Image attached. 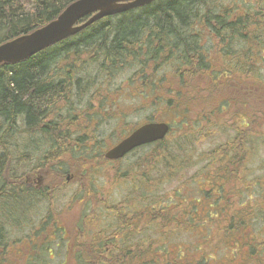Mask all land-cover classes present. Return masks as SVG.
I'll list each match as a JSON object with an SVG mask.
<instances>
[{"label": "trees", "instance_id": "1", "mask_svg": "<svg viewBox=\"0 0 264 264\" xmlns=\"http://www.w3.org/2000/svg\"><path fill=\"white\" fill-rule=\"evenodd\" d=\"M75 1L77 0H0V45L47 25ZM237 1L243 4L242 7L245 8L243 13H239L235 3L225 8L216 0H155L139 9L96 21L76 35L20 63L1 64V151L6 155V146L17 137L14 133L20 134L19 130H21L29 134L33 144H43L42 148L47 149L44 155L46 157L37 155L41 164L49 163L51 166H56L58 159L73 156V149L76 147L71 142L82 143V138L90 136V128L84 125L80 134L73 135L67 129L70 126L47 122L46 119L54 112V104L57 100H67L75 92L79 93L81 82L79 77L89 75L86 74V64L98 66L104 78L115 77L122 68L125 69L130 65L132 67L139 65L136 74L140 79L134 74L130 81L138 84L140 81H147L148 78L151 81V75L157 71L159 60L165 64L170 62L171 71L178 79L179 86L175 88L168 86L166 91L174 94L168 104H173L175 108L180 106L182 101H186L185 95L197 97L203 91L209 95L214 94L224 84L223 74L220 75L218 68L208 62L210 58L205 56V51L198 42L202 31H208L210 37L216 39L214 52L217 58L231 61L237 59L233 66L227 69L232 76L240 77L242 74L252 76L256 72L258 82L264 85V78L260 74L264 68L259 67L256 62L252 63L257 60L264 62V56L261 57L264 53V16L260 14L264 9V0H256L252 8L248 6L250 2ZM258 6L259 9L255 10ZM86 20L84 18L78 24ZM233 41L247 48L250 55L256 52L255 56L244 57L245 63H240L238 61L240 55L233 52L230 47ZM82 56H87L88 60L82 61ZM80 64L84 68L82 71ZM150 70L151 74L148 73ZM166 75L153 77L154 82L148 85L152 88L161 86L165 88L163 84ZM248 80L251 84L255 81L245 76L240 83L245 85ZM143 84L147 86L146 82ZM184 90H195V93H185ZM177 98L181 101H177ZM217 111L221 115L223 110L219 107ZM75 116L77 122H80L82 114ZM19 121L25 128L17 127ZM36 136H39V140L35 139ZM242 141L243 136L240 135L234 143L224 145L223 153H220V148L217 149L215 156L217 161L212 166L216 167L220 174L210 179V185L212 187L213 183H216L213 185L216 189L215 194L219 191L214 201L217 202L219 198V203H225L226 206L217 204L220 208H213L212 211V214L216 213V215L202 216L208 217L202 221L195 217L197 205L193 204L194 201H189V205L185 200L178 202V205L171 202L164 203L160 211L147 206L143 218L140 214L143 211H139L135 206L133 211L135 213L132 212L133 217L130 221L122 211H117L106 203L104 209L113 210L115 216L113 232L118 239L109 244L114 246L113 250L111 247L108 248V245L104 249L103 238L99 235V242L94 243L96 247L92 252L94 258L89 264H264V232L262 235V232H256L251 228L254 221L258 220L257 212L249 207V203L241 206V212H236L235 209L227 211L228 208L233 207V196H231L232 191L224 190L223 180L230 176V179L238 182L236 179L238 169L242 167V161L248 157ZM160 147L161 149H155L153 157L158 159L157 162L165 169L163 175H168L167 184L170 185L174 175L171 167L183 164L184 153L180 152L178 155L180 151L178 147H174L176 152L173 151V147L169 148L164 144ZM26 148L25 151L29 148L34 151L31 146ZM213 153L210 155L212 156ZM223 157L228 159V165H222ZM13 160L16 161L12 156L6 161L4 158L0 159V194L3 186H13V178H10L11 170L6 166L10 162L14 163ZM209 172L208 168L200 173L197 172L194 180L197 181L204 174L207 176ZM5 173L8 181L11 182L10 185L2 179ZM222 173L224 177H221ZM182 179L188 178L184 176ZM239 194L238 191L233 192L235 196ZM210 196L213 194L209 191L206 197ZM3 198L10 199L9 205H11L10 194ZM4 201L6 202V199ZM258 213L261 214L262 211L258 210ZM213 217L218 218L217 223L221 222L225 225L218 226L211 221ZM143 221L145 227L142 236H145L146 226L151 224L164 229H169L168 227L171 226V230L185 228L191 233L197 232L201 227L208 230L212 227L210 235L214 243L208 246L207 240L193 242L192 250L190 249L188 254L181 253L178 249L174 252L172 246H165V243L161 246L159 244L161 242L154 241L151 237L145 236V239H139ZM209 222L212 224L206 226ZM177 236V232L171 234L173 238ZM115 246H118L119 251L123 253L120 259ZM77 257L80 264H88L89 256L78 254Z\"/></svg>", "mask_w": 264, "mask_h": 264}, {"label": "rangeland", "instance_id": "2", "mask_svg": "<svg viewBox=\"0 0 264 264\" xmlns=\"http://www.w3.org/2000/svg\"><path fill=\"white\" fill-rule=\"evenodd\" d=\"M216 1L222 6H230L235 3L239 8V13L245 11V8L242 7L243 4L237 0ZM244 2H250L248 5L250 8L254 7L256 4V0H244ZM257 9H259V6L256 7L255 10ZM260 14L264 16V9ZM198 42L205 51V56L210 58L208 62L214 65L216 69L218 68L217 71L220 75L223 74L222 80L224 84L214 94L209 95L207 92L203 91L197 97L190 96L189 94L185 95L184 97H187L185 98L186 101H182L180 106L175 108L173 104H168L174 94H169L166 91L168 86H173L174 88L179 86L178 79L171 71L170 62L165 64V62L159 60L157 71L152 73L150 70L148 72L149 74L152 73V78H158L159 76L164 77V74H167L163 84L165 88L162 86L159 88H152L148 85L150 82H154L152 78L151 81L149 78L147 81L138 80L140 81L138 84L130 83L134 74L136 75L135 77L139 78L136 74L137 71H139L137 66H128L125 67V69L122 68L120 73L115 77L102 78L98 66L86 64V74L89 75L79 77L81 79L79 93L75 92L67 100H57L54 104V112L47 117L46 121L70 126L71 128L68 127L67 129L73 135L81 133L84 125H86L90 128L89 133L92 136L89 140L99 142V164L97 174L95 175V181L93 175V184L95 183L96 189L99 190L97 198L99 203L96 205L100 206L106 203L119 205V200L126 194H129L127 191L131 188L128 187L129 184H126L127 186L118 187L117 185L113 186V184L107 181V179L111 181L115 170L111 165L105 162L102 154L104 152L106 153L110 148L115 147L120 141L129 137L131 133L145 123L162 122L168 124L171 127V131L158 146L164 144L166 147H173V151H175L174 147H178V150L184 153L182 161L186 169L183 171V175L188 178L207 168H210L208 170L212 173L211 176L207 177V180L199 183V186H195L193 183L189 184L188 182L189 186L183 185L180 188L182 195V197H179L180 200L194 201L193 204L197 205V208L195 207V217L202 221L208 219V217L202 216L216 215V213L212 214L213 208L219 209L220 206H226L225 203H219V198L217 202L214 201L219 195V191H216L215 194L216 189H214V187L212 189L210 188V179L220 174L217 172V168L212 166V164L217 161L215 157L217 149L220 148V153H223L225 144L226 146L229 143L232 144L237 140L238 136H243L242 142L243 146L246 148V154L248 153V159L246 158L242 161V167L238 169V178L232 176L236 177L238 182H236L235 179H230V176H227V178L223 180L224 190L232 191L231 196H233V207L228 208L227 211L235 209L236 212H241V206L249 203V207L254 209L258 214V220L256 222L254 221L251 228L256 232H262L263 235L264 85H260L258 82V73L256 72L254 75L252 74V76L245 74H242L240 77L232 76L227 69L229 66H233L234 61H237V59L231 61L217 58L214 52L216 39H212L208 31H202L200 33ZM230 47L233 52L240 55L242 59L239 58L238 61L242 64L245 63L244 57L255 56L256 53H251V55L248 54L247 48H244L237 41H233ZM262 56H264V53L261 54V57ZM81 60L86 61L88 58L87 56H82ZM255 62L259 67L264 68V62H259L258 60L252 61L254 64ZM81 65L82 64H80V66ZM81 68V71L84 70L82 66ZM260 74L264 78V71ZM245 76L248 79L255 80L254 83L251 84L248 80L245 82L246 86L241 84L240 82ZM145 82L147 84L146 87L143 84ZM184 92L195 93V90H184ZM177 101H181V99L177 98ZM219 107L223 110L221 115L218 113L219 111H217ZM75 114H82V116H80V122H77ZM183 116L185 117L183 118ZM16 125L18 128H25L24 124L22 122L20 123V121ZM75 127H78V131H71V129ZM19 131L20 134L14 133L17 137L12 141V144L19 146V154H22V152L26 154L27 150L25 151V148L28 145H23L26 144V142L27 144H32L31 146L34 148L35 152L39 150L42 154V151L45 152L47 150L42 148L43 144H33L29 134L23 133L21 130ZM35 139L39 140V136H36ZM156 147V145H153L138 149L125 157L122 161L116 163V167L120 166L121 172L124 174L128 171L133 173L134 169L135 174H139V162L142 158L148 156L151 158V161H154L157 169L160 170L163 166H160L157 160L152 158L155 154ZM13 149L12 145H10L6 150L8 153H13L16 151ZM32 152L35 153L30 149V153ZM212 152L214 153L211 156L210 154ZM12 164L15 165V162L6 164L8 169L10 168L11 170ZM225 164H229L228 159L223 157L222 165L225 166ZM50 167L52 166L50 165ZM154 172L155 171L151 172L150 174L152 175L149 176L153 177ZM210 172L208 174H210ZM2 179L7 185L11 184V182L8 181L6 173ZM164 183L163 189H170L171 184L167 185V182ZM184 183L186 184V181H184ZM76 188L77 187L68 185L66 188L58 190L55 193L54 213L48 212V205L43 202L31 209V214H28V218L20 222L7 216L5 211L2 213L0 212V219H2V222L0 221V234L2 236V240H0V250L2 254H0V264H80L77 257L78 254L89 256V264L94 258L92 252L96 245H94L93 241L88 242L87 236L83 238L84 227L82 222L90 221L89 219L85 220L83 216H89L90 212L87 206L81 207L80 203L77 202L78 196L73 197ZM198 188H203L205 190L210 188L213 196H201V194L198 193ZM237 191L240 194L237 196L233 195V192ZM139 192L140 191L137 190L135 193L129 194L130 200L133 201V204L130 205H133L134 208L140 198L141 193ZM170 198V193L168 197H163V204L169 203ZM4 199H6L5 205H9L10 199L3 198V200ZM196 202L198 203L196 204ZM214 204H216V206ZM217 204H220V206H217ZM4 208L11 211L7 206H4ZM258 210H261L262 213L259 214ZM100 211L101 214L98 217L99 224L104 225V223H100V217L103 221L105 210ZM19 213L20 212H17V214ZM217 220L218 218L216 217L211 218V221H214L218 226L225 225L221 222L217 223ZM43 221H47L48 224H41ZM211 224L212 223L209 222L206 226ZM49 227L53 229L57 227L60 230L54 229L55 232L51 233L49 232ZM146 227L147 230L145 231L146 228L144 229L146 237H151L154 241L161 242L162 244L159 243L161 246H164V243L165 246H172L173 249H175L174 252L178 249L181 253L188 254L190 249L192 250L191 244L193 242L196 243L207 240L206 244L208 246H211L213 242V238H211L210 235L212 227L209 230L201 227L197 232L194 231V233L189 232L185 228H175L171 230V226L168 227L169 229L161 228L155 224ZM173 232H177L178 236L175 238L171 237ZM144 246H146V244ZM103 247L105 249L106 245H103ZM107 247H111L113 250L114 246L108 245ZM116 250L119 252L118 259H120L123 253L119 251L118 246H115V251ZM26 256L27 260L32 256L34 259L32 261H27L25 260Z\"/></svg>", "mask_w": 264, "mask_h": 264}, {"label": "flooded vegetation", "instance_id": "3", "mask_svg": "<svg viewBox=\"0 0 264 264\" xmlns=\"http://www.w3.org/2000/svg\"><path fill=\"white\" fill-rule=\"evenodd\" d=\"M73 131H78V129L74 128ZM91 137L92 136L90 135L87 138L91 139ZM85 138L86 137L82 139L84 140ZM87 138L82 143H76L74 141L71 142L76 147V149H73V156L71 158L62 157L58 159V164L52 167H50V165L48 164H41L39 159H37V155H39L40 157L44 156L47 153V150L45 152L42 151V154L39 150L36 152L34 150L35 153H30V150H27L26 154L24 152H22V154H19V146L12 144L13 142L9 144V146L12 145L13 148L16 150L13 153H8V151L6 150L8 146H6L5 149L6 155H4L3 151H1L0 149L1 160H3L4 158V161H6L10 156H12L16 160L15 165L11 166L10 173V176L13 178V186H3V188H1L2 193L0 194V212L2 213L5 211L7 216L13 218L17 222H20L28 218V214H31V209H33L37 204L43 202L48 205L47 211L50 213H54L55 193L58 190L66 188V186L68 185H72L74 187H77L75 189V195L73 197L78 196L77 202L80 203L81 207L87 206L90 212L89 216H83L85 220H90L87 222H82L84 227L83 238L84 236H87L88 242L93 241L94 243H98L99 235H101V237L103 238L102 243L104 245H109L112 244V242H116V239L118 238L114 235L115 232H113V226H115V216L113 214V210L109 211L104 209V204H102V206L96 205L97 203H99L97 200L99 190L96 189L95 183L93 184V175L95 181V175L97 174L99 164V142H95L94 140L89 139L87 140ZM161 142L163 141H158L146 146L156 145L157 147L155 149H161L160 145L158 146V144H160ZM23 145H30V143L27 144L26 142V144ZM144 147L145 146L136 148L130 151L123 158L117 160H107L104 157L105 152L102 154L105 162L111 165L115 170V173L112 175L111 181L110 179H107L108 182L113 184V186L117 185L118 187L127 186L126 184H129L128 187L131 188H129L127 192L130 195L132 193H135L137 190L140 191V198L135 206L138 207L139 211H143L140 212L142 218L143 216H145L147 206H150V208H154L155 211H160V209L164 205L163 197H168L169 193L171 194V203L177 204L178 202H183V200H180L179 198L182 197L180 188L183 185L189 186L190 183H193L195 184V186H199V183L204 182V180H207V177L211 176L212 174L211 172L210 174H207V176H205L204 174L197 181L194 180V176L188 177V179H182V177H184L183 171H185L186 168L185 166H183V164H176L171 167L174 175L170 185V189H163V186L165 184L164 182L168 181V175L166 174L164 176L163 171H165V169L161 167L160 170H158L154 161H151V158L148 156L142 159L140 158L141 161L139 162L138 169L139 174H135V169L133 170V173H130L128 171L124 174L121 172L122 170L120 166L116 167V163L122 161L125 157H127L134 151ZM180 152L182 151H179L178 155L180 154ZM152 158L158 161V159L154 157ZM160 166L162 165L160 164ZM153 171H155L154 176H149L152 175L150 173ZM221 177H224L223 173ZM184 181H186V184L184 183ZM215 184L216 183H213V185ZM210 188L212 189L213 186ZM210 188L207 190L203 188H198V193L201 194V196L206 197L209 191L212 192ZM8 194L12 196L11 205H5L6 202L1 198ZM129 194H126L124 197L121 198V200H119V205H111L110 203L108 204L111 208H114L117 211H122L126 215L127 219L130 220L131 217H133V215L131 216V214L134 211V206L130 205L133 204V201L130 200ZM187 203H189V201H187ZM4 206H7L11 211L5 209ZM100 210H105V216H103V221L100 217V223H104V225L99 224L98 217L101 214ZM17 212L20 213L17 214ZM134 213L135 212H133V214ZM0 221L2 222V219H0ZM41 224L45 225L48 223L47 221H43ZM94 225L98 226L94 227ZM123 227L122 229H124ZM144 227L145 221L141 223L139 239L146 238L145 236H142V230ZM54 229L60 230L57 227H55ZM54 229L52 227H49V232L54 233ZM0 240H2L1 234ZM33 259V256L29 260H27V256L25 257V260L27 261H32Z\"/></svg>", "mask_w": 264, "mask_h": 264}, {"label": "water", "instance_id": "4", "mask_svg": "<svg viewBox=\"0 0 264 264\" xmlns=\"http://www.w3.org/2000/svg\"><path fill=\"white\" fill-rule=\"evenodd\" d=\"M153 0H78L68 6L53 22L29 35L0 45V64H16L65 38L75 35L91 24L111 15L139 9ZM92 15L80 26L81 18ZM170 127L165 123H148L135 130L129 137L104 154L107 160L123 158L138 147L162 141Z\"/></svg>", "mask_w": 264, "mask_h": 264}, {"label": "bare ground", "instance_id": "5", "mask_svg": "<svg viewBox=\"0 0 264 264\" xmlns=\"http://www.w3.org/2000/svg\"><path fill=\"white\" fill-rule=\"evenodd\" d=\"M77 1H78V0H77ZM154 1H155V0H153L151 3H153ZM75 2H76V1H75ZM73 3H74V2H73ZM151 3H150V4H151ZM70 5H71V4H70ZM70 5H69V6H70ZM148 5H149V4H148ZM211 7H212V6H211ZM224 7H225V6H224ZM225 8H226V7H225ZM215 10H216V9H215ZM63 12H64V11H63ZM63 12H62V13H63ZM62 13H61V14H62ZM61 14H60V15H61ZM60 15H59V16H60ZM116 15H118V14H116ZM59 16H58V17H59ZM91 16H92V15L85 16V17L81 18V20L84 19V18L88 19V18L91 17ZM111 16H113V15H111ZM58 17H57V18H58ZM108 17H109V16H108ZM57 18H56V19H57ZM56 19H55V20H56ZM53 21H54V20H53ZM53 21H51V22H53ZM51 22H50V23H51ZM79 22H80V20H78V21L75 23L74 26H80L81 24L84 23V22H83V23H81V24H78ZM48 24H49V23H48ZM48 24H47V25H48ZM91 25H92V24H91ZM45 26H46V25H45ZM43 27H44V26H43ZM41 28H42V27H41ZM82 31H83V30H82ZM33 32H34V31H33ZM80 32H81V31H80ZM78 33H79V32H78ZM30 34H31V33H30ZM27 35H29V34H27ZM75 35H76V34H75ZM23 36H26V35H23ZM72 36H74V35H72ZM20 37H22V36H20ZM20 37H17V38H15V39H18V38H20ZM69 37H71V36H69ZM69 37H67V38H69ZM67 38H65V39H67ZM15 39H13V40H15ZM65 39H64V40H65ZM11 41H12V40H11ZM62 41H63V40H62ZM7 42H10V41H7ZM7 42H5V43H7ZM60 42H61V41H60ZM3 44H4V43H3ZM1 45H2V44H1ZM54 45H55V44H54ZM52 46H53V45H52ZM50 47H51V46H50ZM50 47H48V48H50ZM45 49H47V48H45ZM45 49H44V50H45ZM42 51H43V50H42ZM39 52H40V51H39ZM37 53H38V52H37ZM32 56H33V55H32ZM30 57H31V56H30ZM27 59H28V58H27ZM25 60H26V59H25ZM138 60H139V59H138ZM23 61H24V60H23ZM21 62H22V61H21ZM18 63H20V62H18ZM2 64H8V63H2ZM16 64H17V63H16ZM0 65H1V64H0ZM130 66H131V65H130ZM138 66H139V65H138ZM138 66H137V68H138ZM119 72H120V71H119ZM102 78H103V77H102ZM106 78H107V77H106ZM112 80H113V79H112ZM115 80H116V79H115ZM87 94H88V93H87ZM73 99H74V98H73ZM75 103H76V102H75ZM102 105H103V104H102ZM88 106H89V105H88ZM56 107H57V106H56ZM56 110H57V109H56ZM102 110H103V109H102ZM96 112H97V111H96ZM70 113H71V112H70ZM55 116H56V115H55ZM101 119H102V118H101ZM185 122H186V121H185ZM20 123H21V122H20ZM100 123H101V122H100ZM19 126H20V125H19ZM21 126H22V125H21ZM98 127H99V126H98ZM86 128H87V127H86ZM86 130H87V129H86ZM97 133H98V132H97ZM76 134H77V133H76ZM79 134H80V133H79ZM96 136H97V135H96ZM88 137H89V136H88ZM102 137H103V136H102ZM40 138H41V137H40ZM80 140H81V139H80ZM83 141H84V140H83ZM83 141H82V142H83ZM35 145H36V144H35ZM7 146H8V145H7ZM28 146H29V145H28ZM84 146H85V145H84ZM12 147H13V146H12ZM22 147H23V146H22ZM29 147H30V146H29ZM31 147H32V146H31ZM32 148H33V147H32ZM26 149H27V148H26ZM30 149H31V148H30ZM30 149H29V150H30ZM110 149H112V148H110ZM110 149H109V150H110ZM10 150H11V149H10ZM13 150H14V149H13ZM20 150H21V149H20ZM33 150H34V149H33ZM89 150H90V149H89ZM109 150H107L106 152H108ZM236 153H237V152H236ZM243 155H244V154H243ZM88 156H89V155H88ZM10 157H11V156H10ZM17 157H18V156H17ZM44 157H46V156H44ZM251 157H252V156H251ZM48 158H49V157H48ZM13 159H14V158H13ZM247 159H248V157H247ZM11 160H12V159H11ZM68 161H69V160H68ZM13 162H14V161H13ZM36 162H37V161H36ZM77 162H78V161H77ZM85 162H86V160H85ZM11 163H12V162H11ZM34 163H35V162H34ZM47 164H49V163H47ZM12 165H13V164H12ZM49 165H50V164H49ZM66 165H67V164H66ZM13 166H14V165H13ZM16 166H17V165H16ZM31 168H32V167H31ZM78 169H79V168H78ZM25 170H26V169H25ZM55 170H56V169H55ZM59 171H60V170H59ZM43 173H44V172H43ZM46 173H47V172H46ZM8 175H9V174H8ZM9 177H10V176H9ZM10 178L12 179V177H10ZM10 178H9V179H10ZM58 181H59V180H58ZM50 185H51V184H50ZM58 189H59V188H58ZM74 193H75V191H74ZM77 193H78V192H77ZM74 195H75V194H74ZM13 220H14V219H13ZM13 225H14V224H13ZM9 233H10V231H9ZM7 237H8V236H7ZM15 245H16V244H15ZM0 254H1V252H0ZM1 255H2V254H1ZM4 257H5V256H4ZM2 258H3V257H2Z\"/></svg>", "mask_w": 264, "mask_h": 264}]
</instances>
